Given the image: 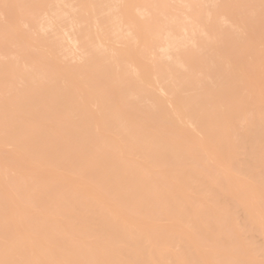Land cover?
Instances as JSON below:
<instances>
[{
    "label": "bare ground",
    "instance_id": "bare-ground-1",
    "mask_svg": "<svg viewBox=\"0 0 264 264\" xmlns=\"http://www.w3.org/2000/svg\"><path fill=\"white\" fill-rule=\"evenodd\" d=\"M62 1L0 0V264H264V0Z\"/></svg>",
    "mask_w": 264,
    "mask_h": 264
},
{
    "label": "rangeland",
    "instance_id": "rangeland-1",
    "mask_svg": "<svg viewBox=\"0 0 264 264\" xmlns=\"http://www.w3.org/2000/svg\"><path fill=\"white\" fill-rule=\"evenodd\" d=\"M70 0H66L65 2H69ZM72 1H74V3L76 4V3H78V0H71L70 1V3H63V1H62V3H61V5H62V7H64V9H68V10H70V7H71V5H73L74 3L72 2ZM77 1V2H76ZM61 2V1H60ZM113 3H114V1H112ZM57 4V3H56ZM59 4V3H58ZM67 4V6H65ZM69 4V5H68ZM74 4V5H75ZM87 11H88V13H91L92 11L90 10V8L88 7V9H87ZM48 13V15H46ZM51 15H50V14ZM70 13V15L68 14V16H70V17H72V18H67V20H66V22L65 23H63L62 25H57V26H55V25H53V26H48V27H46V28H44V29H41V30H32V33L34 34V36H39V35H44L47 39H49L50 38V40L54 37V36H59V38H61L62 37V40H63V43L66 45L67 44V46L66 47H64V49H63V51H61L60 52V56H61V59H62V61H64L65 63H68V64H78V63H80V62H82V57H83V51H81L82 49L80 48V46H79V43H77V42H75L74 41V38H75V32H77V30H78V28H77V26L79 27V28H81L84 24L82 23H80V25L78 24L79 23V21H78V18L77 17H75V15L76 14H74V12L73 11H71V12H69ZM2 16H3V14H1ZM44 16V18L42 17V20L44 19V21H47L48 19H51V21H54V22H56L55 20H54V18H53V15H54V13L52 12V11H50V10H48V11H45L44 12V14H43ZM73 15V16H72ZM77 16V15H76ZM49 17V18H48ZM48 18V19H47ZM74 18H75V20H74ZM77 18V19H76ZM73 20V21H72ZM74 21H76L77 23H75ZM81 26V27H80ZM26 28H28V27H26ZM58 28V29H57ZM96 26H94V30H96ZM125 28V27H124ZM57 29V30H56ZM60 30V32H58ZM75 31V32H74ZM58 33V35H56L57 33ZM60 33V34H59ZM72 35V37H70ZM112 35L113 34H111L110 36H109V38H105L104 39V44H112V42H113V40H111L112 39ZM129 36H131V34H129ZM65 40H64V39ZM73 38V41L71 40ZM257 43L260 45V47H264V44H263V41H262V39L260 38V39H258L257 40ZM75 44V45H74ZM117 46H124V43L121 41V42H116L115 43ZM8 59V56H0V62L1 61H5V60H7ZM160 94H162V92H160L159 90H157ZM164 98H165V96H168V95H166V94H164V92H163V95H162ZM166 99V98H165ZM168 101V100H167ZM170 104V105H169ZM172 104L169 102V103H167V107L169 108V109H171L172 107ZM191 128H193V126L191 125L190 126ZM197 134V136H200V134L199 133H196ZM196 136V135H195ZM201 137V136H200ZM200 137H198V138H200ZM258 238V237H257ZM259 239V238H258ZM257 239V240H258ZM260 239H261V237H260ZM260 239H259V241H260Z\"/></svg>",
    "mask_w": 264,
    "mask_h": 264
}]
</instances>
